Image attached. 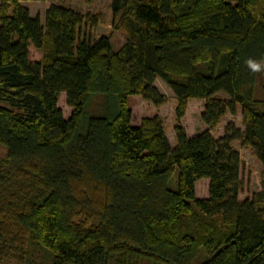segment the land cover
Masks as SVG:
<instances>
[{
  "label": "trees",
  "instance_id": "obj_1",
  "mask_svg": "<svg viewBox=\"0 0 264 264\" xmlns=\"http://www.w3.org/2000/svg\"><path fill=\"white\" fill-rule=\"evenodd\" d=\"M21 1L0 0V264H264V71L245 64L264 63V0H111L117 49L83 30L96 16L52 4L42 23ZM156 77L174 146L158 115L132 122L130 96L166 101ZM189 98L205 101L193 137ZM238 106L243 129L214 138ZM233 140L263 167L243 200Z\"/></svg>",
  "mask_w": 264,
  "mask_h": 264
},
{
  "label": "rangeland",
  "instance_id": "obj_2",
  "mask_svg": "<svg viewBox=\"0 0 264 264\" xmlns=\"http://www.w3.org/2000/svg\"><path fill=\"white\" fill-rule=\"evenodd\" d=\"M21 2L28 8L29 13L32 16H38L42 23L44 22L47 8L52 4L73 9L83 15L90 14L91 16H96L98 19L96 26L92 28L85 26L83 29L85 32L89 31L93 39L101 35H107L114 49L119 48L125 41L124 32L121 29H115L112 25L111 0H23ZM40 57L41 53L33 45H30V61H35ZM154 85L166 97V101L155 106L153 103L144 100L140 95L130 96L128 104L131 109L132 122L137 123L144 116L158 115L162 119L164 130L171 146H174L176 143L174 136L176 99L171 89L161 78L156 77ZM219 94L224 96L222 93ZM204 102V99L201 98H189L187 100L185 113L179 121L184 126L189 137L195 136L206 128L200 117ZM57 105L61 109L63 117L68 118L72 108L67 105L64 92L60 93ZM228 122H232L241 130L243 129L240 106L237 107L236 114L226 113L216 127L212 129L211 133L214 138L221 136ZM231 145L238 151L240 156L239 175L241 186L238 191V199L251 198L252 194L261 188V178L263 175L262 164L253 154L251 148L243 145L240 140H233ZM4 151L5 147L0 145V154L4 153ZM207 182V178H200L196 182V196H207Z\"/></svg>",
  "mask_w": 264,
  "mask_h": 264
},
{
  "label": "clouds",
  "instance_id": "obj_3",
  "mask_svg": "<svg viewBox=\"0 0 264 264\" xmlns=\"http://www.w3.org/2000/svg\"><path fill=\"white\" fill-rule=\"evenodd\" d=\"M245 64L247 68L253 73L264 71V63H261L255 58L252 57L247 58L245 60Z\"/></svg>",
  "mask_w": 264,
  "mask_h": 264
},
{
  "label": "crops",
  "instance_id": "obj_4",
  "mask_svg": "<svg viewBox=\"0 0 264 264\" xmlns=\"http://www.w3.org/2000/svg\"><path fill=\"white\" fill-rule=\"evenodd\" d=\"M222 135V134H221Z\"/></svg>",
  "mask_w": 264,
  "mask_h": 264
}]
</instances>
